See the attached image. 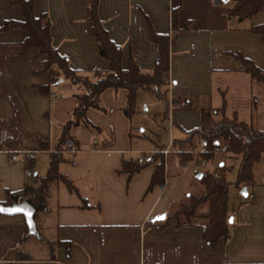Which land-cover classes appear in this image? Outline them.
<instances>
[{
    "label": "crops",
    "instance_id": "1",
    "mask_svg": "<svg viewBox=\"0 0 264 264\" xmlns=\"http://www.w3.org/2000/svg\"><path fill=\"white\" fill-rule=\"evenodd\" d=\"M90 1L33 3L35 16L47 15L53 46L83 74L110 66L89 32ZM215 1L98 0L99 19L122 50L123 68L133 59L142 71L153 69L159 47L150 40L149 27L174 38L164 76L165 113L145 96L153 93L139 90L128 117L124 112L126 90H104L100 95L103 108L88 109L87 122L72 129L61 149L65 160L59 171L71 187L56 179L47 182L45 208L33 212L34 232L27 228L25 233L28 226L23 212L0 213V264H264V184L255 183L254 176L251 182L234 187L233 204L228 192L230 236L211 248L202 236L206 203L197 208L191 225H163V220L191 195H202L197 175L204 168L230 165L229 160L214 157L202 167L194 154L192 161L182 164L178 152L170 149L164 182L150 189L152 165L132 175L122 171L124 159L147 160L169 142L172 147L174 135L183 138L186 130L200 124L201 108H219L230 85H216L217 76H229L236 88L253 81L228 52H241L264 69V42L247 31L250 25L264 22V11L237 21L228 19L226 7ZM23 19L19 5L0 0V25ZM26 37L21 27L0 31V131L11 134L0 143V204L7 200V192H22V200L28 201L36 177L47 172L50 154L56 150L61 126L71 118L79 89L60 78L50 92L39 91L36 86L46 83L45 73L39 72L42 56H36L35 48L22 49ZM169 95L174 104L183 101L185 105L169 110ZM145 104L160 119L166 143L159 133L145 135L146 129L135 122L134 114ZM214 118L220 119V114ZM161 214L163 220H154Z\"/></svg>",
    "mask_w": 264,
    "mask_h": 264
},
{
    "label": "trees",
    "instance_id": "2",
    "mask_svg": "<svg viewBox=\"0 0 264 264\" xmlns=\"http://www.w3.org/2000/svg\"><path fill=\"white\" fill-rule=\"evenodd\" d=\"M35 0H12L13 4L19 5L23 12L22 21L6 20L0 25V31H6L14 27H21L27 31V37L21 43L24 51L35 48L36 56H43L40 60L39 72L45 73L46 83L37 85L36 88L48 93L52 86L56 85L60 78L67 79L79 89L75 93L76 105L72 111L71 118L61 126V133L56 144L55 152L50 154L47 172L44 176H37V185L29 188L28 202L35 211L42 210L46 205V185L49 180L56 179L71 187L70 180L59 171V164L65 160L61 153L62 147L71 138L72 129L80 123H86V113L90 108L102 109L100 104L101 93L108 89H125L127 92L125 114L130 117L134 111L136 94L139 90L151 92L167 105V89L165 75L169 69V47L174 38L169 39L167 34H158L149 27V38L159 47V56L155 60L154 67L150 72L142 71L136 62L131 59L127 68L121 64L122 50L114 43L98 16V0L89 2V20L92 22L89 32L95 37L99 54L109 61L107 70H92L87 74L73 69L69 65L68 58L61 55L52 44L50 35V22L47 15L35 16L33 3ZM226 15L228 19L244 21L255 14L264 11V0H228ZM247 31L259 35L264 42V22L250 25ZM235 59L243 65V71L247 75L264 85V69L258 67L251 59L245 57L241 52L231 53ZM165 111L162 112L164 115ZM220 114V119L215 120L214 115ZM199 138L206 140V151L197 154L199 161L207 164L214 157L215 147L226 144L223 153L230 165L224 163L218 165L219 176L209 169L204 168L200 174L199 182L203 186L200 196L191 195L186 203L179 206L174 213L167 215L163 225H191L193 218L197 215V208L206 203L207 211L202 214L206 219L203 230V239L214 248L219 239H227L230 236V225L228 216V192L233 185L240 188L242 184L253 180V166L264 153V128H259L250 122L241 120L238 112L227 111V102L223 98L219 108H201L200 124L197 127L185 131L183 138L172 139V145L178 147L180 163H188L193 160V141L196 146ZM188 145V146H186ZM192 147V148H195ZM160 151V150H159ZM151 154L150 158L142 162L134 159H124L122 171L132 175L145 166L152 165V174L148 188L162 185L164 182V161L162 152ZM238 160V167L234 181L226 177L228 168L232 167ZM22 201V192H7V200L4 205ZM26 227L25 233L28 232ZM26 236V235H25ZM24 240V237L21 241ZM68 247V246H67ZM68 250V248H67ZM23 257L19 252V259ZM23 259V258H22Z\"/></svg>",
    "mask_w": 264,
    "mask_h": 264
},
{
    "label": "rangeland",
    "instance_id": "3",
    "mask_svg": "<svg viewBox=\"0 0 264 264\" xmlns=\"http://www.w3.org/2000/svg\"><path fill=\"white\" fill-rule=\"evenodd\" d=\"M220 5L223 7H226L230 1L224 2L220 0ZM41 58V56H40ZM43 59V56L40 60ZM39 60V64H40ZM42 65H40L41 68ZM39 68V69H40ZM218 79L216 78L215 82L216 85L224 86L230 85V89L226 92V102H227V111L231 110H236L238 112V117L241 120H245L247 122L252 123L253 125L263 128L264 127V85L260 82L257 81H251L247 84V86L240 85V87L237 85L233 87V83L231 82V78L229 76L223 78V76H217ZM169 86V83H168ZM250 90L252 91L253 96H251ZM145 96H149L151 100H154L156 104L159 106V111H164L165 110V102L161 99H157L154 95L150 93H145ZM149 105V108L146 109V104L141 106V108L136 111L135 115V122H139V127H144L145 130V135L153 136L154 133H159L161 134V141L162 143L167 142V138L163 135V131L160 126V119L154 117V112L152 106ZM160 115V114H156ZM192 126H190L191 128ZM176 132V128H174V133ZM174 139H178L176 135L173 137ZM200 140V138H199ZM198 140V142H199ZM224 144V143H223ZM188 146V145H186ZM196 146V139L193 141L192 147ZM193 149V155L195 154V151L198 148V143L197 147L192 148ZM163 148L160 149L159 152H162ZM171 150H176L178 152V147L172 145ZM224 152L220 153L219 156H214L217 159H223L224 155H222ZM178 154V153H177ZM163 155V161H164V169L166 165V159L167 156L162 153ZM178 157L179 154H178ZM212 158L215 159V158ZM179 159V158H178ZM228 162V161H227ZM231 162V161H230ZM202 167H206L208 165H204L203 163ZM238 167V160H235L234 163L232 164V167L229 169V171L226 173V177L229 181H234L235 176H236V171ZM211 169V168H209ZM215 174L219 175V171L217 169V166L214 169H211ZM253 176H254V182L257 184H264V153L261 155L260 159L254 164L253 166ZM194 182L196 181V178L193 177ZM196 184L195 183L192 186V190L194 191L196 189ZM236 189L234 188L233 185L229 187V202L230 204L234 203L233 200V195L235 194Z\"/></svg>",
    "mask_w": 264,
    "mask_h": 264
},
{
    "label": "built area",
    "instance_id": "4",
    "mask_svg": "<svg viewBox=\"0 0 264 264\" xmlns=\"http://www.w3.org/2000/svg\"><path fill=\"white\" fill-rule=\"evenodd\" d=\"M168 78V77H166ZM169 86H170V82ZM185 105V103L183 101L179 102L178 104H174L173 99L171 97V95L168 96V108L169 110L174 108V107H183ZM169 124L170 123V116H169ZM11 137V134L7 131V130H1L0 131V143H4L5 141H7L9 138ZM171 149V142H169V144L162 150V152L166 155ZM206 151V140L204 138H200L199 142H198V148L195 151V154H198L200 152H205ZM226 151V144H221L217 147H215V149L213 150V154L214 156L225 152ZM139 162H142L144 160V157H139L138 158ZM199 170L198 166H195V168L193 169L194 173H197ZM215 176H219L218 174H215Z\"/></svg>",
    "mask_w": 264,
    "mask_h": 264
},
{
    "label": "water",
    "instance_id": "5",
    "mask_svg": "<svg viewBox=\"0 0 264 264\" xmlns=\"http://www.w3.org/2000/svg\"><path fill=\"white\" fill-rule=\"evenodd\" d=\"M222 1L227 2L228 0H222ZM215 2L218 3L219 0H216ZM59 81H61V79H59ZM200 176L201 174L197 175L198 178H200ZM241 194L243 195L246 194L245 188L241 189ZM0 209H4L3 211H0V213L9 214V215L23 212L29 230L31 232H34L35 228H34L33 212L35 209L28 201L22 200L21 202L13 203L10 205L0 204ZM12 209H23V211H12ZM164 218L165 215L161 214L159 216H156L154 220L159 221V220H163ZM229 222H231V217H229Z\"/></svg>",
    "mask_w": 264,
    "mask_h": 264
},
{
    "label": "snow or ice",
    "instance_id": "6",
    "mask_svg": "<svg viewBox=\"0 0 264 264\" xmlns=\"http://www.w3.org/2000/svg\"><path fill=\"white\" fill-rule=\"evenodd\" d=\"M4 209H0V211H3ZM12 211H23V209H12Z\"/></svg>",
    "mask_w": 264,
    "mask_h": 264
}]
</instances>
